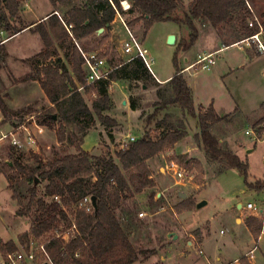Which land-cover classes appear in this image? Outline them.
Returning a JSON list of instances; mask_svg holds the SVG:
<instances>
[{"label": "rangeland", "instance_id": "obj_1", "mask_svg": "<svg viewBox=\"0 0 264 264\" xmlns=\"http://www.w3.org/2000/svg\"><path fill=\"white\" fill-rule=\"evenodd\" d=\"M182 1L188 7L184 9L179 4L182 8L176 10L177 16L187 13L194 2ZM24 2L21 8L24 7ZM248 2L253 18H257L260 23L259 15L264 11V0ZM21 12L22 9L17 19V28L28 22V18L21 15ZM38 12L43 13L42 6ZM126 19L131 20L133 17L127 16ZM249 20L252 19L248 18L245 25L236 20L237 22L225 23L219 27H212L207 21L196 22L198 38L189 51L178 54L179 68L184 69L192 64L196 54L212 47L216 38L222 44L238 38L243 30L247 31ZM132 31L140 33L139 35L143 34L142 23L135 25ZM169 35L176 37L173 45L167 43ZM188 35L187 28L170 21L153 23L145 32L143 45L149 52L147 59H153L152 69L159 78L167 77L175 71L173 58L177 45H184ZM7 36H10V33L0 32V43ZM97 42V38H91L87 40V45L84 44V48L95 50ZM53 44L57 47L56 42ZM255 46L251 43L249 48L255 49ZM241 47L243 45L214 55L215 63L208 71L191 69L182 73V76L194 91L197 113H204L213 102L214 108L216 106L218 109V115H225L220 122L211 127L212 136L220 142L222 149L231 151L248 165L247 183L262 186L264 134L261 139H257L256 126L263 116L262 110L259 111V104L264 103L262 69L264 60H257L251 69L246 67L230 72V68L236 66V62L242 56ZM41 48L39 37L29 31L16 36L7 44L8 57L0 60V101L7 107L9 116L16 114L23 118L21 122L13 119L14 124L10 122L8 124L14 126L26 123L38 141L37 153L43 160H50L54 155L62 157L75 154V144H83L89 131H92L91 137L96 136L94 141L96 145L88 153L94 156L114 157L115 153L121 150L119 141L125 146L130 143V138H135L136 141L146 131H150L151 136L155 138L168 127V124L178 127L183 123L186 128V136L175 144L177 146L166 149L147 163L155 186L140 194L134 193L129 196L115 211V217L133 248L137 252H145L140 254L138 261L133 264H216L217 257L221 258L220 264H264V213H260V210L264 209V190L248 188L244 178L235 170L216 174L219 166L208 163L194 137L199 132L195 120L191 118L183 120L177 109L170 108L166 111L158 109L155 106L157 101L152 100L150 90L148 91L151 85L146 76H142L138 82L134 79L127 81L125 88L129 93L126 97L121 90L124 87L123 83L115 81L110 84L109 114L117 123L114 128L102 126L95 118L94 126L82 137L83 129L80 125L61 123H55L51 127L42 125L41 116L47 113L50 104L39 81L31 79L40 66L33 63L34 61L29 63L22 60L35 58L34 55L41 52ZM56 51L72 75L71 65L64 56V50L56 48ZM98 57L106 61L107 66L108 63L113 66L128 59L116 52L111 55L99 54ZM55 59L56 56L46 63ZM130 69L132 68L128 71H131ZM261 69L263 71L260 72ZM76 85L79 87L78 83ZM85 86L93 85H86L85 80ZM143 86L147 91H141ZM81 93L83 94V91ZM83 97L87 106L91 108L95 93H84ZM132 103L135 105L134 109L131 108ZM233 106H238L237 112H234ZM128 110H137L138 113L128 118L123 114V111ZM259 112L260 115L257 116L256 113ZM153 113L155 119L147 123V118ZM157 123H161V128H156ZM59 134L66 139L64 143L58 142ZM71 137L75 138L74 145L67 141ZM88 145L90 146L89 143ZM17 157H21L22 165L32 168L35 166L31 154L10 155L7 148L0 151V251L9 242L15 244L16 250L27 245L21 244L19 238L31 231L36 217L40 215L37 201L43 198L49 205L54 200L44 197L46 183L38 184L37 195L28 215H18V212H24L30 203L32 185L20 179L14 170H9L5 165L6 162L11 164ZM171 162L184 168L185 174L182 179L174 176L167 168ZM198 165L202 167L201 171H198ZM180 193H184L186 197L180 198ZM151 195L153 197H150ZM200 202L206 204L196 209ZM239 203L244 209L247 203H251L258 212L241 211V207L237 209ZM140 213L144 215L139 217ZM249 219H253L251 227L247 226ZM64 225H66L64 222L60 223V226ZM174 235L177 236L176 240L173 239ZM31 241L37 243L40 239L31 236L29 242Z\"/></svg>", "mask_w": 264, "mask_h": 264}, {"label": "trees", "instance_id": "obj_2", "mask_svg": "<svg viewBox=\"0 0 264 264\" xmlns=\"http://www.w3.org/2000/svg\"><path fill=\"white\" fill-rule=\"evenodd\" d=\"M23 1L0 0L1 33H10V36H13L29 26L16 27ZM111 1L119 14L124 17L129 28L142 23V29L146 32L153 23L169 21L187 28L189 31L187 42L184 45H177L173 58L175 74L157 90L158 102L155 106L161 111L177 109L183 120L191 118L196 121L199 132L194 137L208 163L219 166L216 170L217 175L227 170H235L244 178L248 188L264 190V185L254 186L247 183L248 165L240 161L231 151L222 149L220 142L212 136L210 129L220 122L221 118L212 105L204 113L196 112L191 89L180 73L182 69L179 68L177 61L178 54L187 52L198 38L196 22L207 21L212 27H219L225 23L237 22L236 20L245 25L248 18L252 19V13L246 1L194 0L189 11L183 16L175 14L180 7L178 0H126L130 4V10L127 12L120 9L119 2L122 0ZM50 2L54 6L57 3L66 4L63 0H50ZM114 15L115 10L108 0H88L83 8H73L67 17H62L64 23L57 16L52 15L47 25L40 23L35 26L34 32L39 34L44 48L35 58L25 61L29 63L34 61L33 63L40 66L31 79L39 81L50 104L47 113L41 116L42 125L50 127L55 123L80 125L83 129L82 137L94 126L95 118L106 128L117 126L115 119L108 113L111 109L108 93L110 84L118 80H140L147 74V69L141 59H134L130 61L134 62L132 65L128 62L120 64V67L109 74L108 79L98 81L92 87L85 86L84 60L75 46V41L89 37L98 29L104 28L107 23H111ZM127 16H132L133 19L127 20ZM259 19L264 30V11L259 15ZM244 31L239 37L247 39L257 32V28H248ZM53 42L57 43V47ZM56 48L64 50V56L71 65L72 75L58 57ZM6 56L4 45L0 43V60H4ZM54 56H56L55 61L46 63ZM129 68H132L131 71H128ZM76 83L82 88L83 94L95 93L91 108L87 106ZM131 108H135L134 103ZM260 109L263 116L256 126L257 139H261L264 134V104L260 106ZM0 111L4 122L14 124L13 119L23 121V118L16 114L9 116L8 109L2 101H0ZM154 119L155 113L150 115L146 122L151 123ZM160 124L157 123L156 128H161ZM185 136L186 128L183 123L178 127L168 124V127L155 138L151 136L150 131H146L136 141L123 146L114 157L91 155L81 149L80 143L75 144V138L71 137L67 141L69 144L76 145L75 154L62 157L54 155L50 160L45 161L38 153L30 152L31 159L35 163L33 168L22 165L21 157H17L11 165L6 162L5 165L9 170H14L20 179L32 185L30 203L24 212H18L19 216L28 215L30 206L37 195L38 184L46 183L45 198H59V202L53 200L49 205L43 198L37 201L40 215L36 217L31 231L24 237H20L19 242L28 245L31 236L35 239L39 238L40 243L45 244L46 253L53 264H133L137 262L139 255L145 252H137L133 248L115 217V211L129 196L131 197L134 193L140 194L155 186L147 161L166 149L172 148ZM57 140L59 143L66 141L61 134ZM8 151L10 155L16 153L11 149ZM201 170L202 167L198 165V171ZM85 196L96 198V214H85L76 208L77 201ZM63 208H66V211ZM61 222L66 225L60 226ZM247 222V226L251 227L253 219ZM73 224L76 226V232L67 242L56 237L57 233L66 231ZM16 249L14 243H7L0 251L1 257Z\"/></svg>", "mask_w": 264, "mask_h": 264}, {"label": "crops", "instance_id": "obj_3", "mask_svg": "<svg viewBox=\"0 0 264 264\" xmlns=\"http://www.w3.org/2000/svg\"><path fill=\"white\" fill-rule=\"evenodd\" d=\"M24 1H25L24 2V7L21 8L22 9L21 15H23V16H25V17L28 18V22H26V24H23V25L24 26L29 25V26L27 28H25L24 30L20 31L18 34L13 35V36H7L6 38H4V40H2L1 43H3V45H4V48H5V52H6L7 57H8V54H7V51H6L7 44H9V42H11L16 36L21 35V34H24V33L28 32V31L29 32H32L33 34H36L39 37V39L41 41V44H42V48H41V51H42V49L44 48V45H43V42H42L39 34L36 33V32H34L35 31L34 30L35 26L37 24H40V23H42L44 25H47L48 19L52 15L57 16L63 22L62 17H67L68 13L73 8H83V6H85V4H86V2L88 0H63V2L66 3V4H62V3L59 4V3H57L56 6H54L50 2V0H24ZM178 1L182 5V7L184 9H186L188 7V5H186L182 0H178ZM245 1H246V4H247L248 9L250 10L251 7L249 5L248 0H245ZM252 2L253 1L250 2L251 5H252ZM190 3H192V2H190ZM41 6H42V9H43V13H39L38 12V10H39V8ZM182 7H180V8H182ZM100 15H101V12H100ZM120 17L115 12L114 18L111 21V23H107L104 28L98 29L95 32V34H93V35H91L89 37H86V38L79 39V40L75 41V46L78 48V50L80 51V53H83V54L86 53L85 55H87V56H93V57H96V59H99V57H98L99 54H103V55L104 54L105 55L109 54V55H111L113 52L114 53L116 52L121 57L122 56H125V57L129 58V56L125 55L123 53V51H122L123 43L127 40L128 36H127L126 29H125V27H124V25H123V23L121 21V19H122L123 22L125 23V19L121 15H120ZM252 19H253V13H252ZM125 25H126V23H125ZM126 27L136 37V39L140 42V44L144 47L143 44H144L145 31L143 30V34L141 33V35H139L140 33L135 32V31H132L133 28H129L127 25H126ZM249 29H251V28H249ZM214 30H216V29H214ZM67 31H68V28H67ZM198 35H199V33H198ZM91 38H94V39L97 38V40H98L97 47H96L95 50H91V49L84 48V46L87 45V40H90ZM244 40H245V38L238 37V38H235L234 40H232L229 43L222 44V43L218 42L219 40H218V38H216L215 39V42H214V45L212 47L206 49L202 53H197L194 59L196 60V59H198V57H203V56H207V55H211V54L217 55V54L221 53L222 51H226L229 48L238 47V46L240 47V45H243V47L240 48V50L242 52V56L236 62V64H235L236 66H233V68H230V72L233 73L234 71H237V70H240V69H245L246 67L249 68V69H251V68H253V64L256 65L255 62L257 60H264V53L262 51H260L256 46H255V49L254 48L253 49L252 48H249V45L252 42H250L249 45H247V43ZM39 53L40 52H38L34 56L38 55ZM148 56H149V52L147 50V57ZM105 58H106V56H105ZM28 59H30V58H28ZM100 59H102V58H100ZM22 60H27V59H22ZM148 61L150 63V68H151V71H152V73H150L147 70V74L145 75L146 76V79L148 80V83H150V85H151V89L148 88V91L150 90V95H151L152 100L155 101V102L156 101L158 102L157 90L159 88L163 87L165 85V83H167L172 78V76L175 74V71L172 74L168 75L167 77L159 78L155 74V72L153 71V69H152V65L154 63L153 59L150 58V60H148ZM187 61H189V60H186V62ZM126 62H127V60H126ZM107 63H108V61H107ZM133 63L134 62H128L129 65H132ZM120 64H122V63H118L117 65L111 66V64L108 63V66H107L106 61H104L103 68L105 70H109V69H112V68L120 67L121 66ZM262 69H264V68H262ZM262 69L260 70V72L263 71ZM83 70H84V73H85V80H86L87 70H86V68H85L84 65H83ZM127 81H129V80H118V81H116V82H121V83L124 84V87L121 90H122L123 96H125V97L129 93L128 92L129 90H127L125 88V86L127 84ZM138 81L139 80H137L136 82H138ZM189 88L191 89V92H192L193 104H194V108L196 110L198 106L194 102V91H193V89L190 86H189ZM81 89L82 88L79 87V91H81ZM141 89H142L141 91L144 92L146 90V87L143 86ZM122 103L124 105V103H125L124 99H123ZM262 104H264V103H260L259 104V111H260V106ZM210 105H212V107L214 108V106H213L214 103L213 102L210 103ZM199 106H203V105H199ZM233 108H234V112H237L238 111V106H233ZM214 110H215L216 114L218 115V109L216 108V106H215ZM108 113H110V112H108ZM137 113H138L137 110H133V111L132 110L123 111V114L126 117H128V118H130V116L131 117L132 116H136ZM256 115L259 116L260 115V112L259 113H256ZM219 117L222 119V118L225 117V115L221 114ZM91 133H92V131H89L88 132V134H87L88 136L86 137L84 143L80 145L81 149L83 151H85V152L91 151L94 148V146L96 145V144L94 145V141L96 140V136L94 137L92 135L93 137H91ZM88 143L90 144V146L89 145L87 146ZM118 145H119L120 148H122L124 146V144L122 142H120V141L118 142ZM175 146H177V145H175ZM173 150L175 151L176 149L174 148ZM150 160H148L147 163L148 162H151ZM239 205H240L241 211H242L243 210V205L239 203V204H237V207ZM203 242H204V239L202 240V244H203ZM220 261H221V258H219V257H217L215 259L216 264H220Z\"/></svg>", "mask_w": 264, "mask_h": 264}, {"label": "built area", "instance_id": "obj_4", "mask_svg": "<svg viewBox=\"0 0 264 264\" xmlns=\"http://www.w3.org/2000/svg\"><path fill=\"white\" fill-rule=\"evenodd\" d=\"M112 8L115 10L116 14L120 17L116 7L112 3L111 0H108ZM120 9L124 12L130 10V4L126 1L119 2ZM121 18V17H120ZM126 32H127V40L123 43L122 51L125 55L129 56L127 62H130L134 59H141L145 68L148 72L152 73L150 68V63L147 60V50L140 44V42L136 39V37L129 31L126 27L125 23L121 19ZM249 28H257V32H255L252 36L245 39L244 41L249 45L250 42L254 43L256 47L264 53V30L261 26V23L257 20V18H253L249 24ZM82 57L84 60V66L87 70L86 74V85H93L98 81L106 80L109 77V74L114 71L116 68H112L109 70H105L103 68L104 61L102 59H96L93 56H87L83 53ZM214 54L198 57L192 64L188 65L186 68L182 69L180 73L189 72L191 69L195 71H208L211 66L214 65L215 61L213 59ZM4 118L0 111V151L2 149L7 148L11 149L16 153H27L30 152L37 153L38 152V141L35 135L28 129L26 123L9 126L7 122L3 121ZM130 142L135 141L134 138L129 139ZM171 172H173L174 176L179 179H182L185 170L180 167L177 163L171 162L167 167ZM54 200L59 202L58 197H54ZM76 208L84 212L85 214L92 215L94 213V209L91 203V196H85L81 198L76 203ZM66 211L65 208H63ZM250 213H257L258 209L255 208L251 203H247L245 205V209ZM260 213H264V209L260 210ZM144 214H138L139 217H142ZM124 220V218H122ZM76 232V226L73 224L66 231L57 233L56 237L60 238L64 242H67L70 237L74 235ZM53 264L45 250V244L34 241L29 242L28 245L23 248L9 252L4 257H0V264Z\"/></svg>", "mask_w": 264, "mask_h": 264}, {"label": "water", "instance_id": "obj_5", "mask_svg": "<svg viewBox=\"0 0 264 264\" xmlns=\"http://www.w3.org/2000/svg\"><path fill=\"white\" fill-rule=\"evenodd\" d=\"M175 41H176V37H175L174 35H169V36H168V38H167V43H168L169 45H173V44L175 43ZM53 118L55 119V116H53ZM9 165H11V164H9ZM179 197H180V198H185L186 195H185L184 193H180V194H179ZM91 203H92V206H93V209H94V213L96 214V211H97V200H96V198L93 197V196L91 197ZM205 204H206L205 202H200V203H198V204L196 205V209H199V208L203 207ZM237 208L239 209V208H240V205H239ZM173 239L176 240V239H177V236L174 235V236H173ZM44 264H47V263H44Z\"/></svg>", "mask_w": 264, "mask_h": 264}]
</instances>
